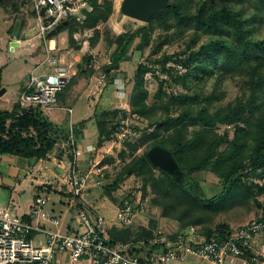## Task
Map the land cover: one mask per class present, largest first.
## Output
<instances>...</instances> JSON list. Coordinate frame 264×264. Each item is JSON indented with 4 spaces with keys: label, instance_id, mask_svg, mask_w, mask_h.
I'll return each mask as SVG.
<instances>
[{
    "label": "trees",
    "instance_id": "trees-1",
    "mask_svg": "<svg viewBox=\"0 0 264 264\" xmlns=\"http://www.w3.org/2000/svg\"><path fill=\"white\" fill-rule=\"evenodd\" d=\"M91 4L92 10L85 12L82 21L67 18V25L55 34L67 29L69 42L74 44L73 35L77 30L93 29L89 42L94 48L100 37L97 26L111 15L113 0H91ZM154 24L160 25L166 33L153 44L151 54L138 61L133 94L129 95L131 113L146 119L147 126L139 138L122 141L132 157L125 161V150H121L119 155L123 165L115 175H110L106 169L104 183L97 189H101V195L114 201L117 200L114 192L126 178L139 177L143 197L152 194L150 205L160 207L162 217L177 222L176 231L167 236L169 241L191 225L199 229L205 240L227 239L238 226L231 228L226 222L212 224L213 216L252 203L257 207L264 206L257 199L264 192V181H256L264 179V37L258 35V28L264 25V0H168V5L159 14L152 15L148 22L108 38L109 44L114 46L109 54L110 62L102 67L108 83L117 77L123 61L130 59L135 51L141 54L149 45ZM22 25V21L12 24L9 31L17 33ZM170 30L174 34H190L184 48L153 58V54L161 52L170 37ZM46 38L53 37L46 35ZM170 60L181 64L185 71L174 72L166 66ZM91 61V54H84L75 74L93 72L95 68L89 66ZM147 72L151 73V80H157L151 103L147 102ZM212 78L211 91L203 90V83ZM228 78L238 79L240 92L233 99L219 104L225 97L223 82ZM69 84L58 93V102L65 97ZM176 85L183 86L186 91ZM120 112L115 107H95L90 118L74 124L76 138L82 139L84 124L92 119L98 130L97 146L101 147L104 142L112 140L111 134L118 127ZM218 124L233 128L231 139H228L227 131L217 132ZM149 127H152L150 131ZM67 139V123L55 122L39 107L23 108L16 101L11 109L0 108V155L28 159L30 164L50 157L52 153L66 159L65 148L57 143ZM156 144L172 153L182 173L179 180L175 174L154 166L150 161L147 152ZM143 146V151L136 153ZM111 159L107 157L102 163ZM200 171L217 175L221 183L218 192L211 196H202L198 192L200 187L194 174ZM40 186L34 197L45 193ZM60 193L64 195L62 190ZM124 198L126 195L118 205ZM23 218L30 220L27 213ZM255 219L264 223V211ZM158 225L159 219L152 218L146 225L112 227L109 241L114 244L150 238ZM260 231H264V226ZM253 244L245 248V257L255 253ZM164 248L166 241L161 245L132 249L130 254L142 255Z\"/></svg>",
    "mask_w": 264,
    "mask_h": 264
},
{
    "label": "built area",
    "instance_id": "built-area-1",
    "mask_svg": "<svg viewBox=\"0 0 264 264\" xmlns=\"http://www.w3.org/2000/svg\"><path fill=\"white\" fill-rule=\"evenodd\" d=\"M28 1L32 5L33 16L38 19L39 34L44 38L67 18L82 21L85 12L93 8L91 0ZM85 33L87 37L91 36L88 30ZM11 47L13 49L12 45ZM52 48L54 47L49 45L46 59L37 62L29 73L17 102L23 108L36 106L45 112L64 109L71 117V108L59 106L57 95L76 73L72 69L74 64L62 62L58 57L52 56ZM109 62L108 57L106 64ZM89 66L99 71V84L106 87L107 76L101 65L96 63L95 55ZM166 66L177 73L185 71L175 61L168 62ZM116 78L113 93L121 112L119 121L117 120L118 127L111 134L112 141L127 138L135 140L144 131L143 126L137 127L141 118L136 117V114L135 117L132 115L125 82ZM145 79L151 80L150 72L146 73ZM133 119H138V123H133ZM67 125L68 139L57 143V146L65 148L68 156L58 161L57 166L62 173L61 190L64 192L65 210L74 212L73 230L64 229L59 215L46 208L49 199L45 193L34 197L27 213L30 220L12 214L8 208L0 207V264H65L81 260H87L89 264H171L189 257L201 258L212 264H264L263 252L255 250L252 256H244L245 248L252 245L255 234L264 226L257 219L238 226L227 239L205 240L199 229L191 225L184 233L169 241L167 236L176 231V224L164 227L159 223L150 238L111 244L109 231L112 227L146 225L140 219L151 206L149 196L124 198L122 204L116 207L114 215L107 216L94 204L92 192L102 186L105 179L107 164L96 158L101 147L97 146V139L89 135L78 140L71 119ZM86 157H89L88 164L84 163ZM163 241H166V248L159 251L142 255L130 254L132 249L161 245Z\"/></svg>",
    "mask_w": 264,
    "mask_h": 264
},
{
    "label": "rangeland",
    "instance_id": "rangeland-1",
    "mask_svg": "<svg viewBox=\"0 0 264 264\" xmlns=\"http://www.w3.org/2000/svg\"><path fill=\"white\" fill-rule=\"evenodd\" d=\"M122 0H113V11L109 18L100 22L97 29L100 33L97 45L90 47V39L94 33L93 29H84L82 31H76L73 35L76 43L69 42L68 30H63L58 34H54L52 41L42 37L39 34L38 19L32 14V5L28 0H1L0 1V91L4 89V92L0 95V108L11 109L17 101V98L24 88V85L29 77V73L35 67L37 62L46 59L49 45L52 47V56H56L62 62H72L74 64L73 70L77 72L79 66L78 63L82 62L84 54H91V57L95 55L96 63H99L101 67L106 64V61L113 49V45L109 44L108 38L125 30H133L142 22L128 16H125L120 11V3ZM11 2L15 3L14 5ZM20 21L23 22L22 28L18 30L14 35L8 29L12 24H17ZM14 30V29H13ZM85 30L89 31V37H87ZM165 30L158 24H154V30L151 32V38L149 45L144 48V51L140 54L139 51H135L132 57L123 61L120 64V70L117 72V78L125 82V91L127 95L133 94V78L136 65L138 61L145 59L151 54L153 44L157 43L160 38L165 35ZM167 42L163 45L162 50L158 54H153V58H157L161 53L172 54L182 50L189 39L190 34H174L172 30L169 32ZM258 35L264 37V25L258 28ZM205 38L202 37L201 41ZM110 39V38H109ZM87 41V43H86ZM13 46V49L11 47ZM77 45V48L75 47ZM172 61V60H170ZM169 61V62H170ZM85 67V63H82ZM157 73V72H156ZM166 76L162 74L161 76ZM100 73L98 70H93L91 73L85 72V74H74L71 78L69 87L65 90V97L58 102V105L71 106V117L74 121L81 117L92 115L96 108H117V102L114 99L115 83H108L106 87H102L99 84ZM163 76V77H164ZM115 79V78H114ZM109 82V80H108ZM116 82H118L116 80ZM214 78L207 79L203 83V90L211 91ZM240 82L238 79L228 78L223 82V89L225 91V97L220 103H226L233 99L235 95L240 92ZM146 87L149 91L147 102L154 101L153 97L157 89V80H147ZM181 91H186L183 86H178ZM128 99V97H127ZM129 109H130V104ZM99 111V110H98ZM48 117L58 122L63 121L64 117L67 118L68 111L64 109H54L48 112L43 111ZM70 114V113H69ZM134 113H132L133 115ZM91 117V116H89ZM135 117V114H134ZM136 117L137 114H136ZM138 119H133V123ZM67 123V122H66ZM147 120H139L137 127L145 125ZM93 125V126H92ZM93 130L88 127L86 134L93 131V139L97 138L98 130L95 124H92ZM145 130V129H144ZM218 133L227 131L228 139L233 136V128L224 124H218L216 126ZM84 134V132H83ZM122 141H106L101 146V151L96 155L97 159H106L111 157L112 159L104 162L106 169L110 175L115 173L123 165L124 161L120 158L121 150H125V161H128L132 154ZM145 146L139 148L136 153H141ZM13 159L15 162H8L9 164H0V207L8 208V210L15 215L23 217L28 213L30 206L34 200V195L37 193L39 186L42 185V192L47 193L48 203L46 208L51 210L52 203H55V207L63 206L65 208V201L63 200V194L60 193L62 173L60 169L56 168V162L52 156L42 160L34 161L30 164L28 159H23L15 156L0 155V163ZM65 157V156H64ZM8 158V159H7ZM10 159V160H11ZM89 161V157H86L85 162ZM194 179L198 181L202 196H211L218 192L221 188V183L217 175L211 171H200L194 174ZM109 180V178H108ZM256 181L263 182L264 179H256ZM142 180L139 177L129 176L124 180L122 185L114 192V196L117 200H112L106 195H101V189H94L92 192L96 194L93 197L94 204L97 205L107 216H113L118 206V201L126 195L127 196H142L141 189ZM50 185V189H48ZM41 187V186H40ZM64 193V192H63ZM128 194V195H127ZM149 197L152 194L148 195ZM257 199L264 205V192L257 196ZM58 204V205H57ZM264 211L263 207H257L253 203L250 206H240L234 208L227 213H221L213 216L212 224L219 222L228 223L231 228H235L239 225L245 224L248 221L260 216ZM74 216V212H71L70 216ZM159 219V223L162 226L169 227L172 224H177L176 221L167 219L161 216V208L158 206H150L147 214L140 219L142 223H149L151 219ZM256 251L264 253V231H260L255 236ZM205 260L197 257H189L182 261L173 262L171 264H202ZM65 264H89L87 260H81L77 262H65Z\"/></svg>",
    "mask_w": 264,
    "mask_h": 264
},
{
    "label": "water",
    "instance_id": "water-1",
    "mask_svg": "<svg viewBox=\"0 0 264 264\" xmlns=\"http://www.w3.org/2000/svg\"><path fill=\"white\" fill-rule=\"evenodd\" d=\"M167 5L168 0H122L120 3V11L123 15L130 18L141 22H148L152 15L159 14L161 9ZM67 23L68 21L64 20L57 24L47 35L52 37L63 26L67 25ZM3 92L4 89L0 91V95ZM147 155L154 166L171 174H175L177 180L182 176L172 153L166 147L156 144L148 150Z\"/></svg>",
    "mask_w": 264,
    "mask_h": 264
},
{
    "label": "crops",
    "instance_id": "crops-1",
    "mask_svg": "<svg viewBox=\"0 0 264 264\" xmlns=\"http://www.w3.org/2000/svg\"><path fill=\"white\" fill-rule=\"evenodd\" d=\"M33 11V10H32ZM33 14H34V12H33ZM8 31H9V29H8ZM11 34V33H10ZM12 35V34H11ZM14 35V34H13ZM63 107H70L71 108V106H63ZM67 115H68V117L67 118H65L64 117V119H63V121H59L58 122V120L56 119V120H54L55 122H58V123H62V122H68L69 121V119H71V121L74 123V124H77L78 122H80V121H82V120H84V119H88V118H90L89 116H91V114L90 115H88V116H86V117H81V118H79L78 120H76V121H74V119H73V117H70V115L67 113ZM92 124H94V121L92 120V119H90V120H88V122H85V124H84V126H83V128H84V134H83V136H82V138H84V137H86L87 135H89V137H93V131L91 132V133H89V134H86V130L88 129V127H90V129H92L93 130V125ZM92 125V126H91ZM50 156H52V158H53V160L56 162V168L58 167L57 166V163H58V161H60L61 159H63L62 157H57L56 155H54V153H52V155H50ZM9 158V157H8ZM7 158V159H8ZM11 158H9L8 160H5V161H3V162H1L0 164L1 165H4V164H9L10 162L12 163V162H15L13 159H11ZM9 162V163H8ZM55 205V203H52V206H51V210H52V212H54V213H56L57 215H59V217H60V219L62 220V223H63V228L64 229H67V230H69V231H71V230H73V227H74V225H75V217L72 215V216H70V212H67L66 210H65V208L63 207V206H61V204H59L60 206H58V207H55L54 206ZM58 205V204H57ZM172 224H173V221H172ZM171 224V225H172ZM170 225V226H171ZM253 247H254V250H257V248H258V246H256V241H254V244H253ZM202 264H212V263H210V262H208V261H205L204 263H202Z\"/></svg>",
    "mask_w": 264,
    "mask_h": 264
}]
</instances>
